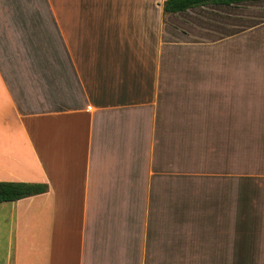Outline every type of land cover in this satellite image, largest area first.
Returning a JSON list of instances; mask_svg holds the SVG:
<instances>
[{
  "label": "crops",
  "instance_id": "crops-1",
  "mask_svg": "<svg viewBox=\"0 0 264 264\" xmlns=\"http://www.w3.org/2000/svg\"><path fill=\"white\" fill-rule=\"evenodd\" d=\"M0 0V264H264V0Z\"/></svg>",
  "mask_w": 264,
  "mask_h": 264
},
{
  "label": "trees",
  "instance_id": "trees-1",
  "mask_svg": "<svg viewBox=\"0 0 264 264\" xmlns=\"http://www.w3.org/2000/svg\"><path fill=\"white\" fill-rule=\"evenodd\" d=\"M261 0H166L164 13H178L205 5L237 6L246 2ZM47 186L41 183L0 182V203L14 202L27 197L43 194Z\"/></svg>",
  "mask_w": 264,
  "mask_h": 264
}]
</instances>
